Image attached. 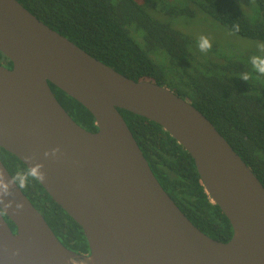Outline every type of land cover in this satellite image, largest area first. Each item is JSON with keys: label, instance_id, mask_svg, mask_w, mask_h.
Instances as JSON below:
<instances>
[{"label": "water", "instance_id": "1", "mask_svg": "<svg viewBox=\"0 0 264 264\" xmlns=\"http://www.w3.org/2000/svg\"><path fill=\"white\" fill-rule=\"evenodd\" d=\"M0 146L82 227L90 252L63 245L0 159V264H264V185L215 125L167 86L135 81L0 0ZM50 82L85 106L78 124ZM160 124L193 157L227 242L198 229L164 189L119 109ZM59 151L53 155L52 150ZM46 153H48L46 155ZM16 225L12 230L6 217Z\"/></svg>", "mask_w": 264, "mask_h": 264}, {"label": "trees", "instance_id": "2", "mask_svg": "<svg viewBox=\"0 0 264 264\" xmlns=\"http://www.w3.org/2000/svg\"><path fill=\"white\" fill-rule=\"evenodd\" d=\"M45 24L93 57L135 81L167 86L189 99L227 139L264 185V74L251 60L201 52L190 35L166 19L205 13L231 32L264 42V0L249 17L237 0H18ZM254 3V2H253ZM255 5V3H254ZM0 63L12 64L0 51ZM249 74L248 80L242 79ZM61 105L85 129L93 114L50 82ZM154 174L188 219L222 242L233 236L230 220L206 192L191 154L160 124L119 109ZM0 159L67 248L90 252L82 227L50 196L17 156L0 146ZM24 180L21 187L17 182ZM14 231L16 225L5 216Z\"/></svg>", "mask_w": 264, "mask_h": 264}, {"label": "rangeland", "instance_id": "3", "mask_svg": "<svg viewBox=\"0 0 264 264\" xmlns=\"http://www.w3.org/2000/svg\"><path fill=\"white\" fill-rule=\"evenodd\" d=\"M241 8L251 18L258 16L260 8L256 0H237ZM255 5H254V3ZM195 17H167L173 25L190 35L198 43L201 36L207 38L211 43V48L204 52L210 58H216L217 53H223L231 58H247L251 60L253 56L264 57V42L252 40L231 32L221 23L211 18L205 13ZM264 83V79L262 80Z\"/></svg>", "mask_w": 264, "mask_h": 264}, {"label": "clouds", "instance_id": "4", "mask_svg": "<svg viewBox=\"0 0 264 264\" xmlns=\"http://www.w3.org/2000/svg\"><path fill=\"white\" fill-rule=\"evenodd\" d=\"M198 47H199V50L201 52H207L211 48V43H210V41L207 38H205L204 36H201L199 38V40H198ZM261 47H264V46H261ZM251 63H252V67H253L255 73L264 74V57L253 56L251 58ZM241 78L245 79V80H248L250 78V75L249 74H243L241 76ZM58 151H59L58 148L53 149L52 150V154L55 155ZM47 154L48 153H46V155ZM40 167H41L40 165H37L35 168H33L31 170V175L37 176V174H38L39 178L43 179L44 178V174L43 173H38V169ZM17 182L19 183V185L21 187L24 186V180L23 179H19ZM0 188L3 189L5 194H7V192H8V183L3 181V180H0Z\"/></svg>", "mask_w": 264, "mask_h": 264}, {"label": "flooded vegetation", "instance_id": "5", "mask_svg": "<svg viewBox=\"0 0 264 264\" xmlns=\"http://www.w3.org/2000/svg\"><path fill=\"white\" fill-rule=\"evenodd\" d=\"M7 68L11 69L13 67V64H4ZM14 232H16V229L14 230Z\"/></svg>", "mask_w": 264, "mask_h": 264}]
</instances>
